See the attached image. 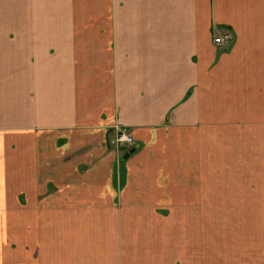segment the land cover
<instances>
[{
    "label": "crops",
    "instance_id": "crops-1",
    "mask_svg": "<svg viewBox=\"0 0 264 264\" xmlns=\"http://www.w3.org/2000/svg\"><path fill=\"white\" fill-rule=\"evenodd\" d=\"M0 264H264V0H0Z\"/></svg>",
    "mask_w": 264,
    "mask_h": 264
},
{
    "label": "built area",
    "instance_id": "built-area-1",
    "mask_svg": "<svg viewBox=\"0 0 264 264\" xmlns=\"http://www.w3.org/2000/svg\"><path fill=\"white\" fill-rule=\"evenodd\" d=\"M215 44L222 45L225 43V39L222 37L215 38ZM110 145L118 148H131L135 145L134 137L127 131H119L114 138L110 140Z\"/></svg>",
    "mask_w": 264,
    "mask_h": 264
},
{
    "label": "rangeland",
    "instance_id": "rangeland-1",
    "mask_svg": "<svg viewBox=\"0 0 264 264\" xmlns=\"http://www.w3.org/2000/svg\"><path fill=\"white\" fill-rule=\"evenodd\" d=\"M125 150H129V148H125ZM49 188L51 189L52 187L50 186ZM48 193L50 194L51 191L46 192V195L44 194L42 197H43V198H45L46 196L48 197V196H49ZM16 197L19 199V201H20L21 204L23 205L24 202H25V199H26L25 195H24V194H18ZM16 245H18L17 242L14 241L13 239H11V247H12V248H15ZM34 252H35V251H34Z\"/></svg>",
    "mask_w": 264,
    "mask_h": 264
},
{
    "label": "water",
    "instance_id": "water-1",
    "mask_svg": "<svg viewBox=\"0 0 264 264\" xmlns=\"http://www.w3.org/2000/svg\"><path fill=\"white\" fill-rule=\"evenodd\" d=\"M129 156H130V153H127L125 156V159L129 158Z\"/></svg>",
    "mask_w": 264,
    "mask_h": 264
},
{
    "label": "trees",
    "instance_id": "trees-1",
    "mask_svg": "<svg viewBox=\"0 0 264 264\" xmlns=\"http://www.w3.org/2000/svg\"><path fill=\"white\" fill-rule=\"evenodd\" d=\"M131 149H132V148H131ZM131 151H132V150H130V149H129V150H126L125 154H127V153H129V152H131Z\"/></svg>",
    "mask_w": 264,
    "mask_h": 264
}]
</instances>
